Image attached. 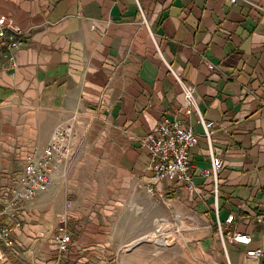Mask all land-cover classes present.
<instances>
[{
	"label": "crops",
	"instance_id": "obj_1",
	"mask_svg": "<svg viewBox=\"0 0 264 264\" xmlns=\"http://www.w3.org/2000/svg\"><path fill=\"white\" fill-rule=\"evenodd\" d=\"M0 15L24 33L11 57L0 53V187L58 123L75 115L74 123L83 124L75 138L91 131L95 150L109 148L133 185L150 181L169 197L185 191L213 222L212 179L199 173L210 167L207 142L194 111L183 117L196 133L188 156L193 188L167 177L150 180L146 170L139 138L185 104L174 73L193 87L202 119L213 121L211 151L222 161L216 215L222 222L233 215L223 233L250 236L246 245L226 240L224 251L212 234L218 264H264V0H0ZM72 138L71 155L78 148ZM64 164L45 191L21 205L7 248L31 243L33 254H42ZM97 240L76 236L58 264L95 259ZM254 247L262 249L259 258L245 254Z\"/></svg>",
	"mask_w": 264,
	"mask_h": 264
},
{
	"label": "rangeland",
	"instance_id": "obj_2",
	"mask_svg": "<svg viewBox=\"0 0 264 264\" xmlns=\"http://www.w3.org/2000/svg\"><path fill=\"white\" fill-rule=\"evenodd\" d=\"M80 126L83 124L73 123L71 136L78 148L65 160L63 177L55 179V190L62 196L55 203L58 207H54L53 226L47 230L50 234L38 247L42 254L34 255L31 243L16 251L0 246V264H38L54 259L50 252L61 215L67 217L64 223L70 243L78 235L98 239L91 251L95 259L85 258L76 264H218L211 246L212 234L218 238L214 220L196 207L195 199L185 191L170 197L151 195L142 185H133L109 148L95 150L91 131L85 130L83 139L75 138ZM151 233L156 236L129 246ZM163 236L167 245L157 244L156 239Z\"/></svg>",
	"mask_w": 264,
	"mask_h": 264
},
{
	"label": "built area",
	"instance_id": "obj_3",
	"mask_svg": "<svg viewBox=\"0 0 264 264\" xmlns=\"http://www.w3.org/2000/svg\"><path fill=\"white\" fill-rule=\"evenodd\" d=\"M233 2L235 0H229ZM249 2V1H246ZM250 3V2H249ZM140 10V9H139ZM141 19L145 23L143 14ZM23 30L8 16L0 15V53L4 57H11L15 49L23 44ZM13 63V62H12ZM11 63V64H12ZM176 81L180 85L182 97L185 101L183 106L177 108L178 115L172 117H162L153 131L147 132L139 138L141 146L147 150L148 158L146 170L150 172V180L156 181L165 177L173 179L176 184L185 190L193 188L191 176L194 169L188 162L189 150L196 142V133L189 123L183 121L184 116L194 111L203 128L202 135L207 142L209 169H202L199 173L210 176L212 179L211 193L214 199V224L217 235L225 251L226 240L248 244L250 236L246 233L231 232L224 235V223H229L232 213L228 214L224 222L219 221L216 215L217 182L216 173L222 165L221 158L211 151L210 127L213 121L204 120L200 116L196 107L194 89L184 83L173 73ZM75 115H71L67 120L56 125L47 142L38 150L32 151L24 156V164L19 171L9 172L6 182L0 187V246L11 247L15 229L20 227V207L33 199L38 193L45 191L51 183L52 175L57 170L59 164L71 155V133ZM148 194H160L152 182L142 185ZM61 215L59 225L54 236L53 255L55 263L58 264L64 257L71 235L65 226V219ZM65 254V253H64ZM245 254L254 258L262 255L260 247L247 248Z\"/></svg>",
	"mask_w": 264,
	"mask_h": 264
},
{
	"label": "bare ground",
	"instance_id": "obj_4",
	"mask_svg": "<svg viewBox=\"0 0 264 264\" xmlns=\"http://www.w3.org/2000/svg\"><path fill=\"white\" fill-rule=\"evenodd\" d=\"M165 233H166V232H165ZM147 236H148L149 238H153V237L156 236V233H151V234H149V235H145V236H143V237H140V238L134 240L129 246L133 245L134 243H136V242H138V241L143 240V238H146ZM156 243H157V244L167 245V240H166V239L164 238V236H163L161 239H156Z\"/></svg>",
	"mask_w": 264,
	"mask_h": 264
}]
</instances>
